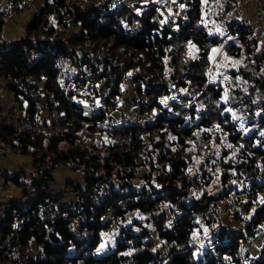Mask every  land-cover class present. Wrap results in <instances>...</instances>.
Returning <instances> with one entry per match:
<instances>
[{
    "label": "trees",
    "instance_id": "16d2710c",
    "mask_svg": "<svg viewBox=\"0 0 264 264\" xmlns=\"http://www.w3.org/2000/svg\"><path fill=\"white\" fill-rule=\"evenodd\" d=\"M189 1L183 16L162 23L156 4L137 12V4L125 0H54L51 7L45 0L24 35L9 40L2 34L6 11H0V81L9 82L19 120L31 119L42 99L57 114L56 131L36 138L0 126L3 143L29 154L33 165L48 160L50 177L57 166L82 173V182L66 187L93 195L74 210L64 206L75 223L44 212L41 198L26 209L12 200L0 202V261L264 264V248L254 257L242 252L243 244L264 232V44L255 54L253 31L233 20L242 0H206L218 3L211 24L204 23V0ZM258 1L264 18V0ZM69 21L78 31L59 34ZM224 31L238 37L240 45L226 46L232 58L244 46L253 54L228 70L226 89L208 77L209 51L224 42ZM128 79L149 99L142 111L159 114L141 124L100 125ZM172 93L178 100L166 108L159 100ZM85 96L91 102L100 98L103 107L91 106L85 114L78 102ZM80 128L107 141H77ZM34 177L0 168V178L19 189L26 190L28 178L39 187ZM217 185L215 195L211 189ZM229 197L234 205L219 204ZM225 212L233 219L225 221ZM108 220L119 226L114 247L103 249ZM210 222L214 242L205 248L195 233ZM50 231L58 242L49 239Z\"/></svg>",
    "mask_w": 264,
    "mask_h": 264
},
{
    "label": "rangeland",
    "instance_id": "374dc122",
    "mask_svg": "<svg viewBox=\"0 0 264 264\" xmlns=\"http://www.w3.org/2000/svg\"><path fill=\"white\" fill-rule=\"evenodd\" d=\"M9 1L10 0H0V11H6L5 12V18H7V16H10V15H17L19 13H22L23 11H25L26 9H28L30 7V5H29L27 8H24L20 11H17V12L16 11H13V12L9 11L8 12L7 8L9 5ZM130 1H132V0H130ZM170 1H172V0H169V2ZM188 1L189 0H186V2H184V3L180 2V4H178L177 8H175L174 10L170 6L169 11H171V12L173 11V14H171V15H173V20L177 19L179 16L184 15L185 8H186V6H188L187 5ZM133 3L134 4L136 3L138 6L136 8L137 12H140L142 7L147 5V4H156L159 7L158 8L159 15L161 16V19H163V21L165 22L166 19L163 18V9H165L167 6L166 0H136ZM50 4H51V1H50V3H48L47 6L51 7ZM217 4L218 3L214 2V1L204 0L202 2L200 9L203 12V19H205L204 20L205 24H207L208 21L210 23V21L212 19L216 20L213 13H214V11L217 10L216 9ZM259 4L260 3L258 0H242L240 2L239 8L235 12L236 16H235V18H233V20H238L241 22L244 21L248 25V27L251 28V30L253 31L252 37L256 39L257 46L256 47H250V49L252 48L254 50L255 54L260 52L261 47L264 44V18L258 12L257 5H259ZM42 9H43V7L40 8V10H42ZM231 19H232V17L228 18V20H231ZM214 20H212V22H215ZM72 23H74V22H72ZM75 26H76V29H78V26L77 25H75ZM73 31L74 30H72L70 28L69 29L66 28V31L64 34L71 35L72 33H74ZM59 34H61V33H59ZM223 35L225 36L224 42L220 46H217V47H215L209 51L210 68H209L208 77H209V80H213L216 82L220 81L221 84L224 85V87L226 89V85H227L226 82L230 78L229 74L227 73L228 70H230L232 68H236V65L244 62V60H246L250 57L252 58L253 54L249 57L248 52L246 50L247 46H244V49H243L241 55L237 56L236 58H232V56L227 53L226 46L229 42H235V43L239 44V42L237 41L238 37L236 35L235 36H229L228 33L225 31L223 32ZM195 52H196V50H195ZM4 87H5V84L2 80L0 82V93L3 92ZM132 87H133V84L131 82V79H128L124 83V85L122 86V97H120L119 99L116 100V108L111 109L110 110L111 112L107 113V115H108L107 119L99 122L100 125L109 126V124L111 122L113 124H116V125L122 124V123L124 124L127 121H132L134 123L141 124V123H144L146 120H151L155 115L159 114V111H157L156 109H153L150 112H148L147 110L142 111V107L146 106L149 99L146 96L144 97V95H140V94L136 93L134 91V87L133 88ZM177 96H178L177 93H172L169 96H166L164 98H160L159 101H160V103H163V105L166 108H169V106H170L169 104L171 102H174V103L177 102V100H178ZM179 99H180V97H179ZM192 101L193 100H190V102H192ZM78 102H80L82 104L85 114L90 113L91 106H94L96 108L103 107V102L100 98H96V99L93 98V100L91 102V98H89L88 96H85V97H82L81 99H79ZM92 103H93V105H91ZM54 112L55 111L51 110V109H46L43 112V115H42V119H43L42 133L43 134H45V133L51 134V133H54L56 131V130H53V127H52V123L56 122V120H54V118L52 116V114ZM18 113H20V112L18 111ZM54 126H55V124H54ZM75 134L78 136L77 141H80L82 143L85 142L88 145H90L91 143L97 144L100 139L102 141H105V142L107 141V138L105 136H102L101 138H98L97 136L91 138L90 136L87 135L85 129H83V128H80L79 130H77L75 132ZM4 152L6 153L7 150L5 149ZM18 157H20L21 159H23V158L29 159L28 156L19 155ZM62 169L68 170L69 172L75 174L71 178L73 181H75L77 183L83 181L84 175L82 173H79L77 171H74V170H71V169L65 168V167H63ZM56 170L60 171L61 167H55L51 171V174H52V177L54 179L56 186L59 188V190L69 189L68 187L65 186V181L60 180L54 176L55 172H57ZM138 171L140 172V171H142V169L140 168ZM33 174L35 176L37 175L35 172H33ZM138 182L141 183L140 180ZM3 184H4L3 186L0 185V202H3L4 198H5V197H2L1 191L3 188L5 189L7 184L6 183H3ZM34 189L35 188L31 185L30 178H28L26 190L19 189L18 190L19 192H14L12 195H10V200H12L14 202H18L22 196V194H20V192L21 193H24V192L32 193L34 191ZM218 189H219V186L217 185L211 189V192L216 195L218 192ZM5 199H8V198H5ZM30 204H31V202H28V201L22 203L24 209L28 208V206ZM219 204L221 206H223L225 204L232 206V204L234 205V202L231 200V197H229V198H225L223 200H220ZM6 206H8V204L4 203L3 208H5ZM224 211H225V208H224ZM225 213L227 215V219H225V221L233 219L232 215H229L228 212H225ZM135 214H136L135 212H132L131 217L132 218L135 217ZM128 222L129 221H127V223ZM18 223L19 222L16 221L14 223V226H17ZM117 226H119V224H117L115 222V220H108L107 221V227L105 228V230L101 234V243H100L101 248L104 249V247L108 246V244L110 245L111 248L114 247L115 242H116V238L113 235H115L117 233V231H116ZM214 226H215V224L210 222V225L204 226L202 231H199V230L196 231V233H195L196 239L195 240L197 241V244H205V245H203L205 248L213 245L214 241L212 239V234L209 235L208 230L211 231V229ZM260 230H261V233H259L260 231L257 232L256 235L251 237V239L246 244L242 245V252L245 255H249L250 252L252 251L253 257H254V256L258 255L255 252V250H256L255 247L258 246L257 252H259L262 248H264V232L262 231V229H260ZM226 257L227 256H225L224 258L226 259ZM9 260H10V258H9ZM9 260L7 258H3L0 261V264H9L8 263ZM246 260H248V259H246Z\"/></svg>",
    "mask_w": 264,
    "mask_h": 264
},
{
    "label": "built area",
    "instance_id": "2783aa9c",
    "mask_svg": "<svg viewBox=\"0 0 264 264\" xmlns=\"http://www.w3.org/2000/svg\"><path fill=\"white\" fill-rule=\"evenodd\" d=\"M34 0H10L8 5V12L20 11L27 8L32 4ZM54 2V0H50ZM48 109L47 102L44 99L39 102L34 110V115L31 119L21 121L19 120V109L18 103L15 99L10 101L8 107H0V126L13 128L29 138H36L42 133L43 128V112ZM54 120H56L57 114L55 112L52 114ZM55 123V122H54ZM7 150V152H15L11 146L5 145L3 139L0 136V155ZM50 168V162L43 161L38 162L33 165V171L37 174L34 180L40 183V186L35 188L32 193H21V199L19 203L34 202L35 200L41 198L42 209L50 213L52 217L62 215L64 217L70 218L68 216V211L65 209V205H68V210H74L79 202H82L85 198H92V192L84 191L79 192L74 189L59 190L56 186L54 179L49 176L47 170ZM66 186V185H65ZM51 198H57L52 201ZM68 198V201H63V199ZM67 203V204H65ZM45 216V213H43ZM72 223L77 222L73 217L70 218Z\"/></svg>",
    "mask_w": 264,
    "mask_h": 264
},
{
    "label": "crops",
    "instance_id": "0c3cea01",
    "mask_svg": "<svg viewBox=\"0 0 264 264\" xmlns=\"http://www.w3.org/2000/svg\"><path fill=\"white\" fill-rule=\"evenodd\" d=\"M135 1L136 0H132V1L125 0V2H129V3H133ZM166 1H167L168 7L166 6V8L163 9V18L166 20L164 22L163 19H161L162 23H166L168 21L173 20V15H171V14H173V11L172 12L169 11L170 6L174 10L175 8H177V6H178V4H180V2H183V3L186 2V0H172L170 2H169V0H166ZM43 5H44V0H34V2L30 5V7L28 9H26L25 11H23L22 13H19L17 15L7 16V18H5V23H4V27H3V31H2V34L4 35L3 37L8 39V40L22 37L24 35L25 26L28 24V22L31 20V18L40 10V8L43 7ZM158 8L159 7L157 6V10H158ZM75 25H76L75 22L74 23L71 22L70 25L68 26V29L70 28V29L74 30L73 31L74 33H72V34H75L79 29V27H78V29H76ZM63 34H64V32L61 33V35H63ZM59 37H63V36H59ZM67 37H70V36H67ZM3 82L5 84V87L3 89V92L0 93V106L8 107L12 98L14 99V97H13L14 93L12 92V90L9 87V82L7 80H3ZM19 155L28 156L29 159H24V158L21 159L20 157H18ZM57 167H61V170L60 171L56 170L57 172H55V174H54V176L56 178L65 181V185L67 184V182L73 181L71 178L75 174L69 172L68 170L62 169L65 166H57ZM0 168L6 169V170H11V171H16V170L22 169L27 173H33L34 172L33 171L32 157L29 154H21V153H17L16 151L12 152V153L3 152V154L0 155ZM65 168H67V167H65ZM3 183H5L4 180H2V178H0V185L3 186L4 185ZM6 184H7V186L5 187V189L3 188L4 190L2 189L1 195H2V197L8 198V199L4 198V201H9L10 195H12L14 192H19L18 191L19 188H16L15 185L12 183H6ZM63 201H68V198L63 199ZM257 247H255V249H256L255 252L258 251ZM250 253L253 254L252 251Z\"/></svg>",
    "mask_w": 264,
    "mask_h": 264
},
{
    "label": "water",
    "instance_id": "95a60500",
    "mask_svg": "<svg viewBox=\"0 0 264 264\" xmlns=\"http://www.w3.org/2000/svg\"><path fill=\"white\" fill-rule=\"evenodd\" d=\"M190 4H191V2L188 1L187 5H190ZM202 54L204 55V52ZM70 103L72 104V102H70ZM48 237H49L50 240H52L54 242H58L59 241V237L56 234H54L52 231H50L48 233Z\"/></svg>",
    "mask_w": 264,
    "mask_h": 264
}]
</instances>
